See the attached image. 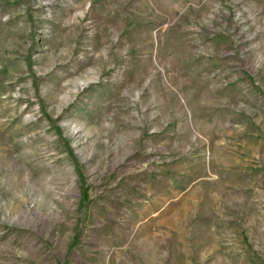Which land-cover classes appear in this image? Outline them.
Listing matches in <instances>:
<instances>
[{"label": "rangeland", "instance_id": "1", "mask_svg": "<svg viewBox=\"0 0 264 264\" xmlns=\"http://www.w3.org/2000/svg\"><path fill=\"white\" fill-rule=\"evenodd\" d=\"M0 264H264V0H0Z\"/></svg>", "mask_w": 264, "mask_h": 264}]
</instances>
